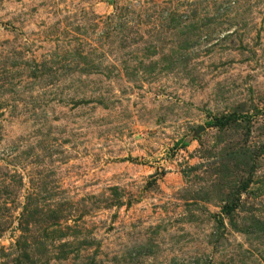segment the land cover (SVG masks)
<instances>
[{
    "label": "rangeland",
    "instance_id": "1",
    "mask_svg": "<svg viewBox=\"0 0 264 264\" xmlns=\"http://www.w3.org/2000/svg\"><path fill=\"white\" fill-rule=\"evenodd\" d=\"M0 264H264V0H0Z\"/></svg>",
    "mask_w": 264,
    "mask_h": 264
},
{
    "label": "trees",
    "instance_id": "2",
    "mask_svg": "<svg viewBox=\"0 0 264 264\" xmlns=\"http://www.w3.org/2000/svg\"><path fill=\"white\" fill-rule=\"evenodd\" d=\"M207 123H209V124H215V122H207ZM223 124H224V121L220 123V126H222ZM246 185H247L246 183H243V184L241 185V187L244 188V187H246ZM240 189H241V188H240ZM227 202H228V201H227ZM233 207H234V206H232L231 204L226 203V204H224V205L221 207V210L224 211L225 213H229V212H231V211L233 210Z\"/></svg>",
    "mask_w": 264,
    "mask_h": 264
}]
</instances>
